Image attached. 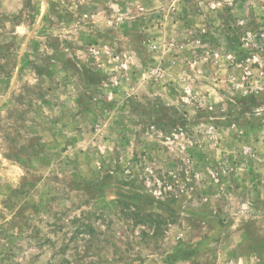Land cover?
I'll list each match as a JSON object with an SVG mask.
<instances>
[{
  "label": "rangeland",
  "instance_id": "1",
  "mask_svg": "<svg viewBox=\"0 0 264 264\" xmlns=\"http://www.w3.org/2000/svg\"><path fill=\"white\" fill-rule=\"evenodd\" d=\"M0 264H264V0H0Z\"/></svg>",
  "mask_w": 264,
  "mask_h": 264
},
{
  "label": "trees",
  "instance_id": "2",
  "mask_svg": "<svg viewBox=\"0 0 264 264\" xmlns=\"http://www.w3.org/2000/svg\"><path fill=\"white\" fill-rule=\"evenodd\" d=\"M123 204H127L126 202H124ZM133 207L135 208V210H137L138 209V206H136V205H133ZM144 216L145 217H152V214H144ZM158 233V230H154L153 232H152V237H155L156 236V234Z\"/></svg>",
  "mask_w": 264,
  "mask_h": 264
}]
</instances>
